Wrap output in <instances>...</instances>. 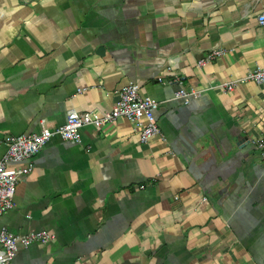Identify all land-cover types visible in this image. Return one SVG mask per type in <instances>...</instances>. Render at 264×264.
Here are the masks:
<instances>
[{"label": "crops", "instance_id": "0c3cea01", "mask_svg": "<svg viewBox=\"0 0 264 264\" xmlns=\"http://www.w3.org/2000/svg\"><path fill=\"white\" fill-rule=\"evenodd\" d=\"M264 0H0V157L8 135L109 109L137 84L164 137L126 119L52 137L0 217L48 231L13 264H264ZM223 50L203 65L213 50ZM180 83V84H179ZM201 91L188 104L174 92ZM241 141V142H240Z\"/></svg>", "mask_w": 264, "mask_h": 264}, {"label": "built area", "instance_id": "2783aa9c", "mask_svg": "<svg viewBox=\"0 0 264 264\" xmlns=\"http://www.w3.org/2000/svg\"><path fill=\"white\" fill-rule=\"evenodd\" d=\"M257 23L264 29V12L257 16ZM223 53L224 51L221 49L213 50L199 62V65H203ZM247 82H253L257 85L264 84V65L247 71L239 79L223 81L212 89L229 93L239 83ZM200 94L201 91H188L180 87L174 92L173 99L188 104ZM158 105L157 101L142 94L137 84H129L116 91V100L109 109L80 112L70 109L66 113L65 122L55 128L42 125L37 133L6 136L4 138L6 150L0 157V217L14 208L17 182L22 176L32 171V158L52 137L58 136L63 141L79 143L84 127L92 126L99 129L123 118L139 130L140 143H148L154 137H160L164 140L155 119V111ZM249 143L257 151L260 158L264 160V135L251 137ZM53 239V233L48 231H29L22 235H13L1 228L0 264H13L12 261L19 248H27L33 244L46 245Z\"/></svg>", "mask_w": 264, "mask_h": 264}, {"label": "water", "instance_id": "95a60500", "mask_svg": "<svg viewBox=\"0 0 264 264\" xmlns=\"http://www.w3.org/2000/svg\"><path fill=\"white\" fill-rule=\"evenodd\" d=\"M241 142V141H240Z\"/></svg>", "mask_w": 264, "mask_h": 264}]
</instances>
